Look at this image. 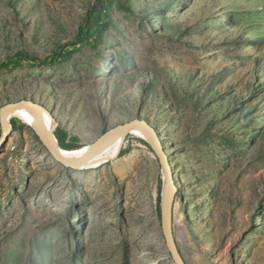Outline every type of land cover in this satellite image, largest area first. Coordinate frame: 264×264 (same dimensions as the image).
Wrapping results in <instances>:
<instances>
[{
  "label": "rangeland",
  "instance_id": "374dc122",
  "mask_svg": "<svg viewBox=\"0 0 264 264\" xmlns=\"http://www.w3.org/2000/svg\"><path fill=\"white\" fill-rule=\"evenodd\" d=\"M99 1L0 0V66L19 51L48 57ZM107 1L105 44L0 72V109L35 100L55 135L60 127L79 148L148 120L176 175L187 263L264 264V0H132L134 14ZM11 123L0 151V264H176L162 166L144 138L129 134L126 154L72 169L34 127Z\"/></svg>",
  "mask_w": 264,
  "mask_h": 264
},
{
  "label": "water",
  "instance_id": "95a60500",
  "mask_svg": "<svg viewBox=\"0 0 264 264\" xmlns=\"http://www.w3.org/2000/svg\"><path fill=\"white\" fill-rule=\"evenodd\" d=\"M19 108H29L34 111L39 122V125L34 128V130L39 140L58 162L72 169L86 168L94 158L103 153L116 139L122 136L127 137L134 129L139 130L162 166L164 186L160 208L164 237L175 263L188 264L180 249L174 228V210L178 193L176 175L163 139L159 131L152 124L144 119H134L130 122L108 129L94 143L89 145L88 150L83 155L72 158L64 153L57 136L48 129L45 121L44 105L35 100L24 99L10 102L0 110L2 125L0 151L8 143L9 136L13 131V125L9 119L10 114Z\"/></svg>",
  "mask_w": 264,
  "mask_h": 264
},
{
  "label": "trees",
  "instance_id": "16d2710c",
  "mask_svg": "<svg viewBox=\"0 0 264 264\" xmlns=\"http://www.w3.org/2000/svg\"><path fill=\"white\" fill-rule=\"evenodd\" d=\"M119 6L128 13L131 14L135 13L132 5V0H124V1L120 0ZM111 9H112V2L107 0H100L97 5L93 6L89 10L83 23L79 27L77 36L74 39L69 40L64 44H62L58 50H56L46 58H39V57L32 58L25 51H19L12 56H8L4 60V62L0 66V72L4 70L20 67L23 65V62L25 60L35 64L50 65L68 59L73 55V53L77 49H80L84 46L100 48L102 45L105 44L106 34L113 23ZM23 127H26V124H23ZM58 130L60 131L59 133H57V138L62 148L65 149L79 148V146L77 145L78 143H76V140H79L77 137L74 138V140H72L69 132L61 129L60 127H58ZM1 134H2V125L0 120V137ZM126 153L127 151L123 150L121 155H124Z\"/></svg>",
  "mask_w": 264,
  "mask_h": 264
},
{
  "label": "bare ground",
  "instance_id": "6f19581e",
  "mask_svg": "<svg viewBox=\"0 0 264 264\" xmlns=\"http://www.w3.org/2000/svg\"><path fill=\"white\" fill-rule=\"evenodd\" d=\"M44 115H45V121H46V125L48 129L54 133L56 125H57L56 120L54 119L53 115L50 114L45 107H44ZM13 118L20 119L21 121L31 125L34 128H36L39 125L36 114L34 113L32 109H29V108H19L18 110L10 114V118H9L10 121ZM149 123L152 124L151 122ZM130 134H133L141 138L144 137L142 133L136 129L132 130ZM124 141H125L124 136L116 139L103 153H101L96 158H94L86 168L97 167L110 160L116 159L124 147ZM88 148L89 146H85V147H82L79 149H73V150L64 149V148L62 149L64 150V153L67 156L74 158V157H79L80 155H83L88 150Z\"/></svg>",
  "mask_w": 264,
  "mask_h": 264
}]
</instances>
